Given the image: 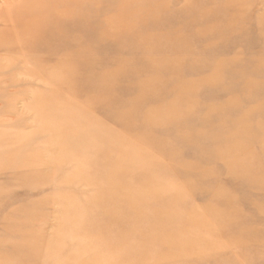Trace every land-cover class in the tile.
I'll list each match as a JSON object with an SVG mask.
<instances>
[{
    "label": "rangeland",
    "instance_id": "rangeland-1",
    "mask_svg": "<svg viewBox=\"0 0 264 264\" xmlns=\"http://www.w3.org/2000/svg\"><path fill=\"white\" fill-rule=\"evenodd\" d=\"M0 264H264V0H0Z\"/></svg>",
    "mask_w": 264,
    "mask_h": 264
}]
</instances>
